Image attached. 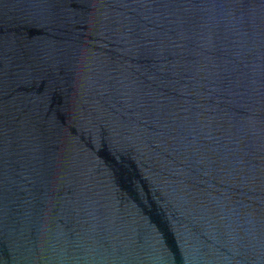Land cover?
Masks as SVG:
<instances>
[{"label":"water","instance_id":"water-1","mask_svg":"<svg viewBox=\"0 0 264 264\" xmlns=\"http://www.w3.org/2000/svg\"><path fill=\"white\" fill-rule=\"evenodd\" d=\"M0 264H264V0H0Z\"/></svg>","mask_w":264,"mask_h":264}]
</instances>
